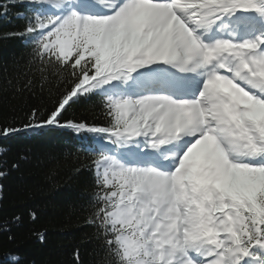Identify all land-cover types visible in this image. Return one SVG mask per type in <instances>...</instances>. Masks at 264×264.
<instances>
[{"label": "snow or ice", "instance_id": "1", "mask_svg": "<svg viewBox=\"0 0 264 264\" xmlns=\"http://www.w3.org/2000/svg\"><path fill=\"white\" fill-rule=\"evenodd\" d=\"M10 8L30 51L9 81L24 115L0 111V140L88 139L94 264H264V0H6L0 18ZM20 221L0 232L13 241Z\"/></svg>", "mask_w": 264, "mask_h": 264}, {"label": "trees", "instance_id": "2", "mask_svg": "<svg viewBox=\"0 0 264 264\" xmlns=\"http://www.w3.org/2000/svg\"><path fill=\"white\" fill-rule=\"evenodd\" d=\"M18 12L24 9L10 8L9 14L0 18V111L10 116L15 108L19 118L24 115L20 111L22 102L14 98L9 81L15 84L17 77L27 71L30 45L7 35L20 31L26 23ZM53 99L47 91L42 96L38 91L30 103L42 101L48 108ZM94 111L91 104L81 105L70 110L68 116ZM0 145L9 149L0 156V168L7 172V177L0 179V225L14 216L22 217L19 224L10 225L13 241L8 240L7 232H0V264L5 260L12 264V256L20 258L19 264H73L77 248L83 264H94L97 256L92 229L85 226L92 176L87 171L76 173L88 162L90 153L78 148L71 131L65 128L22 132L10 140H0ZM14 163L19 168H12ZM33 211L38 215L35 222L30 216ZM39 234L46 242H40Z\"/></svg>", "mask_w": 264, "mask_h": 264}]
</instances>
